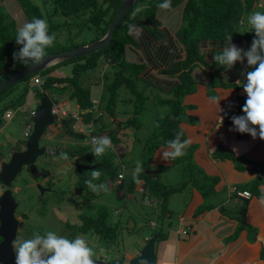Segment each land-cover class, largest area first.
<instances>
[{"label": "crops", "instance_id": "crops-1", "mask_svg": "<svg viewBox=\"0 0 264 264\" xmlns=\"http://www.w3.org/2000/svg\"><path fill=\"white\" fill-rule=\"evenodd\" d=\"M184 5L181 3L157 12L161 39L147 27H140L142 34L139 37L133 35L135 43L128 45L126 51L128 63L143 67L141 79L148 86L153 85L171 96L179 77L170 71L186 56L178 38L184 26ZM232 43L245 51L250 48L247 39L232 40ZM224 46L225 42L201 44L206 63L199 66L205 70L195 77L192 73L194 91L182 102L186 112L180 127L184 129L186 139H191L187 155L176 162L164 161L159 146L150 153V167L144 165L147 166L144 173L152 179L158 178L164 186L157 189H179L180 192L159 201L143 180L131 189L135 195L145 196L146 203H151L158 215L165 219L160 227L156 222L152 223L166 236L161 240L164 247L167 246L162 249L161 258L169 260L168 264H264V140L234 131L231 119L243 115L235 108L246 93L237 82L246 81L247 72L252 67L245 59L243 64L237 62L233 69L217 73L214 55ZM205 49L209 52L207 55ZM215 78L229 87L211 89L210 83ZM213 96L222 97L219 107L210 100ZM219 108L223 111L220 112ZM122 127L117 129L120 131ZM95 129L99 130L97 126ZM72 161L69 163L74 165ZM180 167L186 171L190 169V179L184 175V178L175 180V184H172L173 179L170 182L163 180V172L173 176ZM235 189L249 191L253 197L249 200L233 198ZM164 204L166 207L162 208ZM140 252L127 253L126 256L132 259Z\"/></svg>", "mask_w": 264, "mask_h": 264}, {"label": "rangeland", "instance_id": "rangeland-1", "mask_svg": "<svg viewBox=\"0 0 264 264\" xmlns=\"http://www.w3.org/2000/svg\"><path fill=\"white\" fill-rule=\"evenodd\" d=\"M30 1L41 6L43 0ZM2 3L0 0V4L5 8V11L9 12L11 19L16 22L18 28L27 22L17 0H2ZM144 3L140 2L138 4L137 11L144 7ZM81 28L83 29L81 30ZM249 31L251 30L244 28L242 33H249L254 35L255 38V33ZM72 33V36L74 35L73 37L76 38L74 43L80 46H83L84 43L89 45L98 37L91 24L83 19L78 21ZM71 69V64L65 65L59 67L57 73L60 76L61 74L67 75L71 73ZM115 69L101 58L98 66L85 74L86 81L92 89V98L97 102L98 108L106 105L110 99L108 92L104 89L103 81L106 84L109 83L113 79ZM31 77L27 78L30 79ZM25 87L26 83L22 80L15 84L12 90L7 89L8 91L5 92L8 95H4L6 97L0 106V159L5 161H10L14 152L23 151L29 140L24 137V132L28 126L32 128L34 126L29 110L30 107H38L34 101L40 97L37 95L36 88L32 87L30 83V102L28 104L25 102L24 104V100L22 101L18 98L24 95ZM136 87L143 94V99L137 104L135 103V96H133L134 98L131 102H122L124 98L122 94L120 97L121 101L117 102L116 106L118 110L126 111L127 113L120 114L116 120H125L130 124L134 123V125L138 121L142 123L140 132L135 134L134 128H122L119 131L114 123L111 124L114 120H111L106 113L102 112L96 124L97 128L100 129V127L106 126L111 132L118 134L122 141L119 145L112 144L111 148L101 156L95 157L91 153L94 146L91 144L87 145L86 141L78 142L75 146H72L71 142L78 139L70 136H68V139L72 138L69 139L71 142L67 141L65 147L66 139L63 130L65 128L61 127L59 123H54L45 130L40 139L41 146L67 153L69 159L65 160L61 155L42 156L37 161V167L42 176L36 177L32 175L28 167H24L23 171L13 182L11 190L20 205L16 215H22L26 219L25 227L18 232L14 247L17 240L32 238L36 232L43 235L47 231H55L70 238L74 227L83 228L86 225V220L100 221L104 217L108 226L107 230L101 225L100 229L102 231L97 230L98 227L96 226L78 235L83 236L88 241L93 248L95 258H101L109 264H120V262L130 264V259H128L126 254L143 250L148 240L156 236L155 233L160 231L159 227L164 224L165 219L158 215L157 209L151 203H146L145 196L142 198L139 193V195H135V192H131L127 188L133 178L132 173L136 161H142L144 165L148 164V167H150L148 161L150 154L146 152V149H148L147 145L152 146L154 145L153 143H158L161 140L158 120H162L170 112V108L166 106L165 102L171 98V95L166 94L153 85L148 86L145 82H137ZM51 96L56 102L61 100L59 103H63L61 109L67 112L77 110L75 101L68 100L67 97H59L53 93H51ZM126 96L132 97L129 93ZM10 101L19 102L21 105L24 104L21 108L14 109L16 116L11 121L1 117L5 107L10 105ZM137 105L139 107L136 109ZM183 112L185 114L186 111L183 109ZM101 136L109 137V132L105 131L99 134V137ZM85 147L87 149L84 151ZM71 149L74 150L71 151ZM82 150L83 152H81ZM70 152H75L76 154L70 156ZM102 156L105 157L107 162L113 164L117 173H124L125 178L120 180L117 177L113 181L104 182L107 183L109 188L107 192L93 193L88 187L81 190L84 175L78 172L75 165L70 164V160H73L72 163L78 162L82 165L93 166L96 164L98 157ZM144 168L146 170L147 166ZM91 173L92 171L87 174L89 179H91ZM161 175L164 176L163 180L165 182H170L173 179L172 184H175V180L184 178V175L190 179L191 171L190 169L188 171L186 169L183 170L180 167V169L175 170L173 176H168L164 172ZM36 184L42 185L43 194ZM97 184H100V182ZM17 188L18 190H16ZM179 192V189H174L167 192V196L161 193L162 197L156 198V200L160 201L164 197L169 198V196L172 198ZM151 197L154 198L152 195ZM152 222H156L159 227L151 226ZM162 239L161 237L157 238L155 242L157 259L159 258L158 264H168L169 260L164 261L161 258L162 249L167 248L161 242Z\"/></svg>", "mask_w": 264, "mask_h": 264}, {"label": "trees", "instance_id": "trees-1", "mask_svg": "<svg viewBox=\"0 0 264 264\" xmlns=\"http://www.w3.org/2000/svg\"><path fill=\"white\" fill-rule=\"evenodd\" d=\"M17 1L27 22L31 21L33 18L46 19L49 24V34L55 33L56 40L54 41L53 46L46 49V55L58 54L80 47L79 44L74 43L76 38L73 37L74 35L72 36V31L75 29L80 19L87 20L91 24L92 28L95 29L98 37L95 41H93V43L100 40L107 34L110 24L113 22V19L123 2V0H43L41 6H39L30 0ZM172 1L171 6L173 7L178 6L181 3H185L183 16L184 26L179 31L178 38L180 44L185 50L186 56L182 61L176 63L170 71L171 74L179 77V82L173 88L171 98L165 102L166 106H169L170 112L162 120H158V123L160 124L159 131L161 133V140H159L158 143H153L154 145L152 146L147 145L148 149H146V152L149 154L151 151L156 150L159 146H162L167 140L173 139L176 132L181 129L180 123L185 119L182 108L183 98L187 94L194 91V81L192 76L193 70L196 66L206 63V60L200 50L201 44L207 41L224 43L227 36L232 35V40L247 39L251 46L254 36L249 33H242V30L245 27L240 25V21L252 12H264V7L258 6V0ZM140 2H145L144 7L137 11V6ZM161 2L162 0H139L118 26L111 45L96 53L75 58L48 70L39 72L30 78L31 81L30 79L25 78V93L18 99L22 101L24 100L25 104L30 89V83L32 82L33 77L39 75L44 80L42 90L36 88L37 95H39L40 98L45 93H50V95L53 93L59 97H67L68 100L75 101L82 110L88 111L85 116V121L87 123H97L103 112L106 113L111 120H114L111 124L114 123L115 127L117 125V127L123 126L122 128L127 129L134 128L135 134L139 133L142 123L138 121L136 125H134V123L130 124L127 121H117V123H115V120L120 116V114L127 113L126 111L118 110V107L116 106L117 102L121 101L120 97L122 94L124 95L122 102H131L134 98L133 96H135V103L138 104L144 97L136 87L137 82L144 83L141 79L143 67L141 65L128 63L126 59L128 45L135 43V38L127 34V26L129 24H135L138 27L145 26L148 30L150 29V32L152 31V34H154L155 37L161 39L163 35L158 29L159 24L156 20L157 12L160 10L158 5ZM1 4L0 82L32 64H23L14 59L13 53L17 52L22 47V45H17L15 42L18 25L11 19L9 12L5 11V8ZM143 14L146 15V21H141L140 19ZM82 29L83 28H81V30ZM85 45L86 44L84 43L83 46ZM101 58L116 69L113 79L109 83H105L104 86V89H106L110 97L108 103L101 108H94L92 89L86 81L85 74L92 71L93 68H96ZM69 64L72 65L70 74L63 76L52 75L59 67ZM214 65H216V63H214ZM216 69L217 73L223 70V68L219 66H217ZM217 86L229 87L228 84L218 81L215 78L210 83V87L213 89ZM14 87L15 85L10 87L8 90H12ZM211 89L210 91H212ZM128 93L131 94L132 97H127L126 95ZM4 95L8 94H6L5 91L0 94V106L6 97ZM246 99L243 101L241 100V104L236 108L238 112L242 111ZM23 105L16 101H10V105L5 107L1 117L5 118L7 111L14 110ZM138 107L139 106L137 105L136 109ZM72 123L73 120H69L68 125L64 126V136L79 138L81 140L86 139L85 135L80 133L76 134L73 131ZM105 131L109 132V137L111 138L113 145H119L121 143L122 140L118 137V134L111 132L106 126L101 127L97 132H95V135L97 133L102 134ZM183 139H186L185 135ZM86 149L87 147L84 148V151ZM81 152H83V150ZM75 154V152H70L69 155L74 156ZM178 159H183V157ZM95 165L96 169L100 170L102 175L98 180L94 181V183H104L106 181H113L117 177L119 178L120 174L117 173L116 168H114L113 164L107 162L104 156L100 158L98 157ZM78 172L84 175L82 178L83 185L81 188V190H84L87 187L86 181L89 180L87 174L90 171ZM139 179L140 181L143 180L145 184H149L153 195H156L155 198H161V193L166 194L171 191H160L161 188L157 189L159 186L163 188L164 186L160 183V181H158V178L152 179L151 176L144 172L139 175ZM137 184L138 183H136L132 178L128 187L129 191L134 189ZM155 187L156 189H154ZM167 195L168 194H166V196ZM164 206L166 207V204L162 205V208H164ZM101 225L105 227V230L108 229L107 222L104 217L100 221L86 220V225H84L85 228L74 227L73 233H71L70 236L75 238L78 234L86 232L96 226L98 227L97 230L102 231V229H100ZM156 236L158 239L160 237L163 239L166 237L161 232H158Z\"/></svg>", "mask_w": 264, "mask_h": 264}, {"label": "clouds", "instance_id": "clouds-1", "mask_svg": "<svg viewBox=\"0 0 264 264\" xmlns=\"http://www.w3.org/2000/svg\"><path fill=\"white\" fill-rule=\"evenodd\" d=\"M257 2H259V0ZM158 7L162 10L170 9L171 0H162V2L158 5ZM240 25L250 29L251 31L249 32L255 33V38L253 39L250 48L247 51H245L244 49L237 47L232 43V35H229L225 40V46L223 47V49L218 50V52L215 53L214 61L216 65L222 67L225 70V72L233 69V67L236 65L237 62L243 64L245 59L247 61V65L252 67V70L247 72L246 81L237 82V84L243 87V90L246 93L243 96H241V100L243 101L244 99L247 98L242 108V111H239V112H243V115L232 116L231 119L234 125L233 128L234 131H237L241 134H245V133L249 134L253 139H256L258 137L261 140H264V12L261 11L252 12L251 14L247 15L246 18L241 19ZM127 27H128L127 34L129 36L135 35L139 37L142 34V29L135 24H129ZM55 40H56L55 33L49 34V24L47 20L42 18H33L31 21L24 23L21 27L17 29L15 42L17 45H22V47L17 52L13 53L14 59H16L17 61L23 64H27V63H32L33 65L40 64L45 58L46 49L53 46ZM208 53L209 52L207 51V49H205L204 54L207 55ZM204 70L205 69L202 70L200 66H197L193 72L194 77L196 76V74L201 73ZM52 75L60 76V74L57 73V71H55ZM61 76H63V74H61ZM35 77H40V76L37 75ZM35 77H33L31 82L32 87L42 90L44 86L43 78L40 77L43 81V85L36 86L34 83ZM103 82L105 85V81ZM45 94L50 95V93H45ZM41 98L34 101L35 103H37L38 106L41 103ZM221 98L222 97L217 99V97L213 96L210 97V100L213 103H216L219 107V101ZM241 100L239 101L240 103L239 102L236 103L237 106L241 104ZM60 101L56 102L55 100H53L54 105L59 104ZM25 102H27V104L30 102V92L28 93ZM77 107L80 108L78 104ZM219 109L220 112L223 111V109L221 108ZM32 110L36 111V108L30 107L29 113ZM7 112L14 113V116L11 119L13 120L16 116V112L14 110H10ZM6 114H5V119H7ZM54 115L58 116L56 114ZM7 120L11 121L10 119ZM69 120L70 119L64 121L65 123H63V121L61 123V121L58 120L55 123H59L61 127H64L68 125ZM91 124H93L94 130L89 135L86 133L83 134L86 136V139L81 140L79 138H75L78 140L71 142L69 141V139L72 138L68 139V136H65L66 139L65 147L67 145V141L71 142L72 146H75L76 143L82 141H86L87 145L91 144L89 141L90 140L89 137H93L92 142L94 145L92 144L91 145L94 147L91 153L95 157L103 155L109 148H111L112 146L111 138L108 136L99 137L98 133L95 135V132L98 131L95 129L97 123L91 122ZM32 133H33V128H32ZM184 135H185L184 129L181 128L178 132H176L175 137L173 139L167 140L161 146L162 159L164 161L172 162L178 158H182L187 155L186 150L191 145V139L190 138L183 139ZM25 150L26 147L24 148V151ZM73 150L74 149H71V151ZM58 152L61 153L60 155L63 157V159L65 160L69 159L67 153H62V151H58ZM4 161L5 160L0 159V165ZM76 163H74V165ZM144 171L145 168L142 161L139 160L136 161L135 168L132 173L133 179L136 183L138 184L140 183L139 175ZM101 175L102 173L100 170L98 169L93 170L91 173V179L86 181L87 187L93 193H99L100 191H104V192L109 191L107 183H100V184L94 183V181L98 180ZM120 175H123V178H120ZM120 175H119L120 180L125 178L124 174H120ZM39 176H42V174L38 170V175L36 177ZM0 187L2 188L1 184ZM34 187L36 186L34 185ZM234 192L235 194L232 196L233 198L241 197L249 200L253 197V194L251 192H250L251 193L250 198L241 196L239 193H243V192L237 189H235ZM244 192H249V191H244ZM2 193H0V195ZM184 233H186V231ZM14 254H15V264H95L96 261L94 259L93 248L89 245L88 241L83 236L78 235L75 238L70 239L66 236L58 234L55 231H47L43 235H41L39 232H36L33 234L32 238L17 240L15 243Z\"/></svg>", "mask_w": 264, "mask_h": 264}, {"label": "water", "instance_id": "water-1", "mask_svg": "<svg viewBox=\"0 0 264 264\" xmlns=\"http://www.w3.org/2000/svg\"><path fill=\"white\" fill-rule=\"evenodd\" d=\"M138 1L139 0H123L113 22L110 24L107 34L99 41L73 48L66 52L46 55L40 64H31L2 80L0 82V94L29 76L48 70L66 61L96 53L111 45L118 26ZM140 19L141 21H146V15L143 14ZM53 106L54 102L51 96L49 94H44L41 98V103L36 108L35 116L32 118L34 124L33 133L26 144V150L21 153H14L10 161H4L0 165V184L2 187L6 188L0 195V239H2L0 242V264H15L14 242L17 238L19 229L24 227V222H20L15 214L19 204L14 198L12 190H10L13 182L23 171L24 167H29L32 175L37 176L38 168L36 163L40 157L61 154L58 151L53 152L46 147H42L40 143V139L45 130L59 120L58 116H55L52 112ZM63 123L65 122L63 121ZM75 166L78 170L83 172L96 169L95 165L91 166L76 163ZM38 187L42 190L43 194L44 189L41 185H38ZM156 239L157 236L149 239L139 256L130 259V264H156ZM94 259L96 260L95 264H109L104 260L95 257Z\"/></svg>", "mask_w": 264, "mask_h": 264}, {"label": "built area", "instance_id": "built-area-1", "mask_svg": "<svg viewBox=\"0 0 264 264\" xmlns=\"http://www.w3.org/2000/svg\"><path fill=\"white\" fill-rule=\"evenodd\" d=\"M264 4V0H259L258 2V6L259 7H262ZM34 83L36 86H42L43 85V81L40 77H35L34 78ZM93 104H94V108H97V102L95 100H93ZM63 106V103L61 104H55L54 107H53V113L58 115L59 117V120L61 121H66L67 119H70V120H73V123H72V129L73 131L78 134H91L92 131L94 130V127H93V124L91 123H87L85 121V116L86 114L88 113L87 110H81L79 107H77V110L76 111H72V112H67L63 109H61V107ZM92 112V111H90ZM35 115V110H32L30 112V116L33 117ZM14 116V113L13 112H7L6 114V118L7 119H12ZM61 126V125H60ZM32 133V128L31 126H28L24 132V137L26 139H29L30 138V135ZM90 138V143L92 145L93 142H92V138L93 137H89ZM120 178H123V175H120ZM241 196H244L246 198H250L251 197V193L250 192H243V193H239ZM153 227L156 225L155 223H152L151 224Z\"/></svg>", "mask_w": 264, "mask_h": 264}, {"label": "flooded vegetation", "instance_id": "flooded-vegetation-1", "mask_svg": "<svg viewBox=\"0 0 264 264\" xmlns=\"http://www.w3.org/2000/svg\"><path fill=\"white\" fill-rule=\"evenodd\" d=\"M23 151H24V148H23ZM23 151H22V152H23ZM56 151H57V150L53 149V152H56ZM39 159H40V158H39ZM39 159H38V160H39ZM1 160H3V159H1ZM38 160H37V161H38ZM5 190H6V189L2 187V191H5ZM19 206H20V205H19ZM16 212H17V211H16ZM15 214H16V213H15ZM16 217L20 220V222H24V227H25V221H26V219H24V217H23L22 215H21V216L16 215ZM24 227H23V228H24ZM23 228H22V229H23ZM20 230H21V229H19V231H20ZM17 236H18V235H17ZM1 241H2V239H0V242H1Z\"/></svg>", "mask_w": 264, "mask_h": 264}]
</instances>
